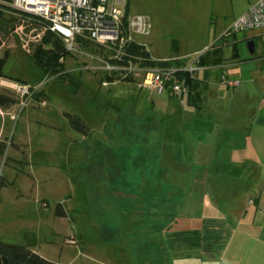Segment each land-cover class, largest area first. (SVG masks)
I'll return each mask as SVG.
<instances>
[{
	"label": "rangeland",
	"instance_id": "1",
	"mask_svg": "<svg viewBox=\"0 0 264 264\" xmlns=\"http://www.w3.org/2000/svg\"><path fill=\"white\" fill-rule=\"evenodd\" d=\"M249 1L129 0L128 15L150 20V35L136 39L154 59L185 67L202 53L197 51L229 30ZM35 48L25 50L13 34L0 49V58L9 54L0 95L16 100L0 110V241L30 246L60 264H207L193 250L203 247L214 255L236 234L243 239L231 245L239 248L243 264L254 263L255 252L264 251L261 112L252 116L249 103L235 96L237 89L221 88L233 101V118L243 137L231 140L235 134L217 127L209 152L200 145L189 156L180 150L186 139L181 136L175 144V118L181 121L197 112L187 97L182 104L181 97H161L118 79L104 85L106 66L91 50L64 61L65 72L81 84L73 93L67 79L34 60ZM240 51L244 79L260 83V61H244L251 57L248 43ZM225 52L231 61L232 48ZM25 83L32 89L23 96L17 86ZM237 108L244 109L237 115ZM67 115L80 117L90 127V137L74 131ZM203 163L212 166L211 174L198 173L197 165ZM176 164L189 166L188 173ZM230 185L238 189L228 190ZM224 194L235 197L225 200ZM179 196L190 203L179 206L183 215L211 220L179 222ZM203 199L207 204L202 205ZM58 204L66 218L55 215ZM190 226L196 230L189 231ZM252 226L255 231H246ZM229 257L237 264L238 255Z\"/></svg>",
	"mask_w": 264,
	"mask_h": 264
},
{
	"label": "built area",
	"instance_id": "2",
	"mask_svg": "<svg viewBox=\"0 0 264 264\" xmlns=\"http://www.w3.org/2000/svg\"><path fill=\"white\" fill-rule=\"evenodd\" d=\"M128 3L129 0H12L11 7L22 22L14 34L28 51L39 45L47 34L59 37L70 55L83 53L81 43H94L106 49L110 60L127 61V65H112L102 57L110 76L131 79L140 89L161 97H182L189 93L185 76L190 74L193 79L200 70L197 59L185 68L141 67L131 63L128 48L135 42L140 44L136 37L150 35L151 23L142 16L130 18ZM255 29H264V0L253 5L227 32L236 34ZM227 84L236 87L240 82ZM17 88L23 96L32 89L27 84ZM261 213L264 218V209Z\"/></svg>",
	"mask_w": 264,
	"mask_h": 264
},
{
	"label": "crops",
	"instance_id": "3",
	"mask_svg": "<svg viewBox=\"0 0 264 264\" xmlns=\"http://www.w3.org/2000/svg\"><path fill=\"white\" fill-rule=\"evenodd\" d=\"M258 1L259 0H250L247 3V5L242 9L241 12L235 14L234 24L241 17H243V15H245V13L253 5H255ZM234 24H232L229 27V30L234 26ZM234 37H235V41H236V44L238 47L239 58L233 59L231 57L232 60L228 62V60H230V59H228L226 54H225L226 53L225 52L226 48H225L224 49L225 61L222 64L216 65V66H205V67H200V66L196 65L198 68H200V70L197 72L200 74H199V76L194 75V81L198 84L197 91L201 92V98L197 99L195 96H193V95L191 96V94H189V93H187L181 97L182 104L184 103V96H185L188 98L189 103L191 105L193 104V106L196 107L195 110L197 111L196 113H193V114L187 113V115H186L187 117L185 119H182L181 121L177 120L175 118V136H176L175 144L177 143V139L181 136H182L181 139H186V141L188 140V142H186V141L183 142L181 140V142L179 144H180V150L184 149L182 151H186L189 156L192 154V152L195 149L198 150L200 145H203L205 147V151L208 149V147H211V144H213L212 135L215 134V128H217V127H226L225 129H227V131H229L232 134H235L236 136H233V138H231V140L235 139L236 141H240L241 138L243 137V130L241 128L237 127V124L234 121L235 118H233V111L232 110H234V114L236 113L235 109H234L235 107H233V104H232L233 101L231 102V99L229 98L228 94H226V93L224 94L223 90L221 88H226L229 91L232 89L233 90L237 89V91L235 90L237 92L236 93L237 95H235V96H240L241 99L243 100V103L244 102L247 104L249 103V105L246 107V109L250 110V113L252 116H254L255 113L258 116L259 112H261V115L263 116L262 117L263 122H261V123L264 125V29L241 31V32L237 33ZM251 41L255 42V53L251 54V57L247 60L245 59L244 61L245 62L249 61V60H251V61L259 60L260 61V64H261L260 69H262L261 75L258 77V79H260V81H259L260 83L254 82L255 84L252 83V80L250 81L247 78L244 79V76L242 75L243 70L241 69V66H239V64L241 63V57H242V52L240 51V49L242 48V43H244V42L249 43ZM212 46H210L209 48L204 47L202 50L197 51V52H202L201 54H199V56L206 53ZM206 48H207V50H205ZM197 52H195V53H197ZM257 53H259L261 56H257ZM232 56H233V50H232ZM191 64H193V62ZM185 67H187V66H185ZM230 67H232V68H230ZM228 81H239L240 84L236 87H232V86H229L227 84ZM250 84H252V87L250 86ZM253 94H256L257 97L254 98ZM166 98H169V97H166ZM170 99H172V98H170ZM160 100H162V99H160ZM154 105H155V102H154ZM243 109L244 108H241V109L237 108V115H238V111L241 112V110H243ZM151 117H156V115H154V116L151 115L149 118H151ZM155 119L163 120L162 116H157V118H155ZM230 126L232 128H230ZM179 129H183V131L180 133ZM231 140H229V142H230L229 148L232 147ZM179 141H180V139H179ZM222 146L225 147L224 144ZM197 150H195L196 153H197ZM180 155H181L180 160L182 163V160L184 161L185 156H184V153H181ZM176 160L177 159L175 158V162H176ZM207 165L205 163H203L201 165L198 164L197 165L198 173H203V174L206 173L208 175L211 174L212 173V170H211L212 166L211 165L207 166ZM176 166H177V164H176ZM176 166H175V168H177L178 170L181 169L180 171L182 173H188V171L190 169V167L189 166L187 167L186 165H184L185 167L180 166V164L177 167ZM110 167L111 166H108V168H110ZM158 167H160L161 170L163 171L162 166H158ZM158 167H156V169ZM119 169H121L124 174H126L127 172L131 173V171H126V169L124 167L123 168L119 167ZM234 169H236V171H237L239 168H238V166H235ZM237 172H239V171H237ZM208 178H209V176H208ZM208 178H207V180H208ZM235 186L236 185L228 186V190L231 188L238 189V187L236 188ZM237 186H239V185H237ZM172 188H174V187H172ZM224 196L222 198L225 200H227V199L229 200V199L235 197L233 194H232V196L230 194L231 198L228 197L227 194H224ZM183 201H184V198H182V196L175 198V207H177V209H175V214L178 217L179 222L181 221L180 219H182V221H184L187 224L190 222L201 223L202 221L204 222V221L209 220V219L211 220V216L203 219V218H200L201 215L198 216V214L197 215H191V214L183 215L184 212H183V210L180 211L181 208H179V206L181 204L185 205V206H190V203L187 204V203H184ZM207 201H208L207 199H203L202 205L207 204L206 203ZM251 204H252V202L250 203V205ZM261 209H264V206ZM261 211L262 210L259 211V214H260V216L263 217ZM206 216H208V215H206ZM186 226H188V225H186ZM188 230L194 231L196 229H193V227L190 226V227H188ZM249 230L255 231L256 227L252 226L251 228H247L246 231H249ZM246 231H244V232L246 233ZM232 235L233 236H231V239H232L231 242H229V243L227 242L228 244L226 246L223 245V247L218 246L219 249L216 250L217 252H215L214 255H209L208 253H204V256H205L204 262L207 264H233V262L230 260L229 254H234V256L238 255L237 264H243L244 263V256L239 253L240 252L239 248L237 246L234 247L233 245H231V243L234 242L235 239L242 240L243 237L242 236L239 237L236 234H232ZM33 251L35 253L39 254L38 251H36V250H33ZM243 254H246V252H243ZM263 257H264V251L263 250L262 251L259 250V253H258V251L255 252V256H253L254 263H252V264H262L263 260H264Z\"/></svg>",
	"mask_w": 264,
	"mask_h": 264
},
{
	"label": "trees",
	"instance_id": "4",
	"mask_svg": "<svg viewBox=\"0 0 264 264\" xmlns=\"http://www.w3.org/2000/svg\"><path fill=\"white\" fill-rule=\"evenodd\" d=\"M12 0H0V49L5 46L6 42L14 34L17 27L21 25V19L17 16V12L11 7ZM129 11V10H128ZM229 31V30H228ZM235 33L226 32L213 46L204 54L197 57V65L200 67L216 66L222 64L224 59V49L231 47L233 50L232 58H239L238 47L235 41ZM81 48L84 50H91L97 53L112 65H127V61L118 62L110 60L109 53L102 46L90 42L81 43ZM128 53L132 56L131 63L135 66L152 67V68H185L179 66V62L175 61H159L152 57L151 53L144 45L137 42L130 45ZM70 55L64 46L63 41L54 34H47L43 41L36 46L33 54L36 60L42 67H44L50 74H55L62 79H67L72 87V92L76 93L81 87V84L76 79L72 78L69 73L64 70V61ZM9 60V54L6 52L0 58V79L5 78L4 69ZM106 80L108 83H113L115 80H123L125 82H134L131 79L115 78L110 76L107 72ZM65 74V75H63ZM68 76V77H67ZM190 74H186V86L188 87L189 94L195 96L197 99L201 98V92L197 91L198 84L191 78ZM226 80V79H225ZM27 84V83H25ZM28 85V84H27ZM16 104V100L6 95H0V109H9ZM71 128L86 138L90 137V127L81 120L78 116L67 115ZM127 170V168H125ZM131 169V168H130ZM4 182H0V189ZM57 217L66 218L67 212L65 208L58 204L55 209ZM0 264H60L50 261L40 254L35 253L30 246L9 244L0 241Z\"/></svg>",
	"mask_w": 264,
	"mask_h": 264
},
{
	"label": "flooded vegetation",
	"instance_id": "5",
	"mask_svg": "<svg viewBox=\"0 0 264 264\" xmlns=\"http://www.w3.org/2000/svg\"><path fill=\"white\" fill-rule=\"evenodd\" d=\"M138 200V199H137ZM195 249V248H194ZM189 250V249H188ZM193 250V248H191L190 249V251H192ZM193 251H198V254H200V255H198V257H196V259H201V258H205V256H204V253H206V250L203 248V247H197V249H195V250H193ZM203 252V253H202ZM189 260V259H188Z\"/></svg>",
	"mask_w": 264,
	"mask_h": 264
},
{
	"label": "water",
	"instance_id": "6",
	"mask_svg": "<svg viewBox=\"0 0 264 264\" xmlns=\"http://www.w3.org/2000/svg\"><path fill=\"white\" fill-rule=\"evenodd\" d=\"M248 48H249L250 54H254L255 53V42H253V41L249 42Z\"/></svg>",
	"mask_w": 264,
	"mask_h": 264
},
{
	"label": "bare ground",
	"instance_id": "7",
	"mask_svg": "<svg viewBox=\"0 0 264 264\" xmlns=\"http://www.w3.org/2000/svg\"><path fill=\"white\" fill-rule=\"evenodd\" d=\"M237 34V33H236Z\"/></svg>",
	"mask_w": 264,
	"mask_h": 264
}]
</instances>
